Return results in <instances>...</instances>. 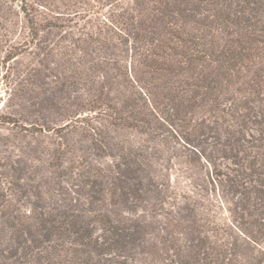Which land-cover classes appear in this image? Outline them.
<instances>
[{
  "label": "rangeland",
  "instance_id": "374dc122",
  "mask_svg": "<svg viewBox=\"0 0 264 264\" xmlns=\"http://www.w3.org/2000/svg\"><path fill=\"white\" fill-rule=\"evenodd\" d=\"M134 1L0 0V264H264V46L131 70L113 22L160 7Z\"/></svg>",
  "mask_w": 264,
  "mask_h": 264
},
{
  "label": "trees",
  "instance_id": "16d2710c",
  "mask_svg": "<svg viewBox=\"0 0 264 264\" xmlns=\"http://www.w3.org/2000/svg\"><path fill=\"white\" fill-rule=\"evenodd\" d=\"M138 1L140 3L142 0L134 1L137 7ZM148 1L150 5L152 0ZM195 1L201 3L200 6H206L205 11L207 16L210 15L211 25L199 22L188 29L189 21L181 6L186 5L187 0H158L160 7L149 8L148 14L134 9L130 13L124 10L114 20L112 29L118 42L114 47H120L127 58H130L131 70L134 61L140 68L137 70L145 74H159L162 78L168 75L177 77L184 72L194 79L197 69L206 70V61H220L219 58H222L237 63L249 59L245 52L254 50L256 43L264 46V0H239V3L230 0H193L194 3ZM22 9L26 11L25 7ZM229 28L235 32L236 42L243 45L241 52L219 50L220 42L223 41L219 33ZM258 70L262 73L264 67H259ZM224 76L226 77L225 74ZM207 79L203 75L198 78V82L188 83L189 92L196 95L204 90L208 95L211 86ZM223 79L222 74L218 81ZM94 106L106 112L102 105ZM106 106L109 108V105ZM261 235L264 238V232ZM262 253L264 254V248Z\"/></svg>",
  "mask_w": 264,
  "mask_h": 264
}]
</instances>
